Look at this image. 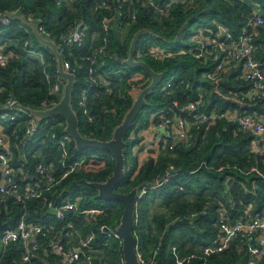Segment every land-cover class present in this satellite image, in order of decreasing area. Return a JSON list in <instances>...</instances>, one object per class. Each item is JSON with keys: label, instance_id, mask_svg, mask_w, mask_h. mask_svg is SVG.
Returning a JSON list of instances; mask_svg holds the SVG:
<instances>
[{"label": "trees", "instance_id": "obj_1", "mask_svg": "<svg viewBox=\"0 0 264 264\" xmlns=\"http://www.w3.org/2000/svg\"><path fill=\"white\" fill-rule=\"evenodd\" d=\"M18 8L20 14L38 21L41 30L50 31L57 42L63 33L73 30L79 22H85L87 36L84 44L65 43L62 53L76 74L72 106L78 114V127L84 136L109 140L137 95L151 82V76L144 68L130 67L119 61L128 56L132 38L139 29H149L153 34L140 36L136 53L141 48L148 50L152 44L175 51L187 49L194 44L191 41L193 33L201 27L223 25L237 37L244 30L252 32L254 27L248 25V18L256 8L264 14V0H182L175 5L170 16L161 18L150 4L144 6L136 0L134 4L125 2L127 12L131 14L128 19L135 17L134 21L124 20L123 25H130L125 38L120 31L123 25L117 27L112 24L108 32L104 31L102 19L105 15H112L115 7H108L101 0H0V12ZM20 20L13 17L9 24L0 23V48L11 55L7 63L0 64V113L4 111L3 101L9 92H13L23 105L33 109L39 108L42 101L54 98L46 81L45 68L53 80L61 82L63 93L65 81L58 73L56 55L36 38L24 21L26 25L21 27ZM255 31L256 58L264 63V25L257 26ZM104 36L108 37L109 44L103 55L98 54V62L92 64L86 56L97 52ZM138 59L147 61L156 71H165V76L146 94V104L125 135L126 170L115 190L128 193L135 186L139 190L146 188L138 197L134 229L138 237V252L143 258L152 259L157 264H201L204 248L220 240V209L225 208L230 218L236 219L249 204L254 210L263 208L264 180L245 171L257 164L264 173V153L255 148L256 136L252 132L242 131L235 122L219 120L211 126L193 127L191 144L180 141L173 150L163 148L156 158L151 156L139 166L134 148L143 140L140 132L150 126L157 113L168 107L192 119L193 111L183 110L182 106L200 98L202 102L198 104V111L237 109L254 112L263 105L252 103L243 106L239 102L240 92L250 86L241 78L240 66L229 73H221L220 81L215 83L205 74L216 63H204L190 53L162 62L148 55ZM93 67L108 83L99 82L91 86L87 92L86 114L79 100L82 90L89 87L90 69ZM168 82L171 86L163 88ZM17 121L21 122L17 126L5 123V132L10 136L15 128L23 133L24 118ZM39 121L36 134L26 145L16 147L12 139L15 165H21L33 175L34 180H38L40 176L35 167L40 161L53 163L56 176L61 178L70 165L84 160L46 192L57 204L66 200L77 202L78 209L68 211L62 220L47 219V210L40 199L32 198L28 202L30 221L54 225L50 233L40 235L48 252L41 250L29 262L23 259L24 245L21 241H12L6 246L1 242L3 230L15 225L22 204L11 198L7 208L0 205V264H60L61 255L53 252L51 244L57 236L65 239L68 246L77 244V238L68 227L70 222L83 234H94L93 264H125L122 238L116 231L125 204L115 198L99 196L98 190L90 185V182H104L113 174L116 163L113 153L100 148L77 149L72 140L63 165L62 150L52 137L66 133L65 119L56 115ZM131 134L134 137L131 138ZM169 169H173L171 177L152 187ZM229 177L234 180L229 181ZM25 183L22 182V186ZM155 207L160 210L156 211ZM205 208L207 213L203 212ZM91 209L103 211L87 215L80 212ZM252 257L246 241L237 238L224 251L210 256L206 264H249ZM78 264H85V258H81ZM254 264H264V257Z\"/></svg>", "mask_w": 264, "mask_h": 264}, {"label": "built area", "instance_id": "obj_2", "mask_svg": "<svg viewBox=\"0 0 264 264\" xmlns=\"http://www.w3.org/2000/svg\"><path fill=\"white\" fill-rule=\"evenodd\" d=\"M101 1L107 4L108 7H115L112 15H105L102 19L105 32L109 31L112 24H115L117 27L123 25L124 20H127L131 16L125 8V2H129L130 4H134L135 2V0ZM136 1L141 2L144 6L150 4L154 13L161 18L170 16L175 5L179 4L182 0ZM18 14H20L19 8L10 12H0V23L9 24L13 17ZM27 18L29 21L38 23L33 17L28 16ZM134 20L135 17L133 16L127 22ZM25 25L20 20V26L24 27ZM248 25L254 27V30L252 32L244 30L238 37L234 36L223 25H218L217 28L201 27L197 32L193 33L191 41L194 44L187 49L175 51L165 46L152 44L148 50L141 48L137 51L135 56L138 58L142 55H148L154 60L161 62L176 55L190 53L203 60L204 63H216L214 68L205 74L215 83L220 81L221 73H228L224 71L227 65L236 64L237 67H241V78L250 84L246 91L240 92L239 102L243 106H246V104L250 106L252 103H261L263 105L260 110H255L254 112L247 110L242 112L237 109L198 111V104L202 102L200 98L198 101H188L182 106L183 110L193 111V116L190 120L179 115L173 107H168L166 108L167 110H162L157 113L150 126L140 132V136L143 138L141 145H144L151 152V156L156 158L163 148L173 150L180 141L191 144V129L193 127L211 126L219 120L235 122L242 131L252 132L256 136L255 148L259 150V153H264V63L256 58V45L253 41L257 33L255 28L264 25V14L261 9L256 8L253 11L248 18ZM39 30L46 38H53L50 31L43 28L42 30L39 28ZM86 36L87 25L84 21H81L73 30L63 33L60 37V42L56 41L59 51L63 53L65 43H76L79 46L83 45ZM108 44L109 39L107 36H104L103 44L98 48L97 52L92 55H87L86 59L90 60L92 64L98 62V54L103 55ZM10 56V53L0 48V64L7 63ZM64 66L65 69L71 72L74 71L71 64L66 60H64ZM44 72L46 81L50 84V94L54 98L42 101L40 107L37 109H45L53 106L62 96L61 82L59 80H53V76L46 71V68ZM99 82L108 83L103 76L99 75L97 69L93 67L90 69L89 87L82 90L79 100V104L83 107V111L86 114L88 113L86 107L87 92L91 86ZM170 86L171 82H168L163 88L168 89ZM175 105H178V103L175 102ZM3 109L4 111L0 113V205L7 208L9 199L13 198L14 201L22 204L23 208L15 225L6 227L3 230L1 242L3 246H6L12 241H21L24 245L23 259L32 262V259L36 258L41 250H44L45 253L48 252V248L42 245L40 235L50 233L54 229V225H49L46 222L30 221L28 219L30 213L28 202L32 198H38L42 201L43 208L46 210L55 208V215L48 214L47 211V219L58 218L62 220L66 217L68 211H77V202L66 200L65 202L57 204L46 195V192L52 190L62 178L67 176L68 173L73 171L84 160L70 165L61 178L56 176V168L53 163L49 164L40 161L35 167L40 178L34 180L33 175L28 170L24 169L21 165H15L16 159L12 139L16 147L21 148L26 145L28 140L36 134L41 121L33 114V108L23 105L13 92H9L3 101ZM156 116L159 118H156ZM19 118H24L25 121L23 133L20 134L18 129L15 128L10 136L5 132V123L9 122L11 126H17L21 123L17 121ZM132 137H134V134L131 135ZM52 138L54 143L62 150V163L64 165L68 157V144L73 139L67 132L59 137L54 134ZM18 160L20 159L18 158ZM171 171L173 169H169L163 178L157 180V183L152 187H157L163 180H168L172 175ZM245 173H255L264 180V173L259 169L257 164L251 166ZM230 180L234 179L229 177ZM22 182H26L25 185L22 186ZM145 189L144 187L139 190L138 197L142 196ZM100 211L103 210L91 209L80 212L87 215L88 213L93 214ZM203 212L207 213L208 210L205 208ZM218 220L220 225V240L218 243L208 245L204 248L201 264H206L210 256L221 253L230 245L232 240L237 238L245 240L249 247L253 256L249 264H254L257 260L264 257V206L262 209L254 210L253 205L249 204L243 214L236 219H231L225 208L220 209ZM68 227L72 229L71 234L77 238V244L72 243L68 246L67 242L64 243L65 239L63 240L62 237L58 236L51 244L53 252L61 255L62 260L60 264H78L83 257L85 258V264H93L94 234H83L81 229L75 227L72 222L68 223ZM138 254L141 264H154L152 259H145L141 253L138 252Z\"/></svg>", "mask_w": 264, "mask_h": 264}, {"label": "water", "instance_id": "obj_3", "mask_svg": "<svg viewBox=\"0 0 264 264\" xmlns=\"http://www.w3.org/2000/svg\"><path fill=\"white\" fill-rule=\"evenodd\" d=\"M15 17L21 19L29 25L36 38L53 51L57 57L58 73L65 81L60 100L53 106L45 109H32L33 114L38 120H47L56 115H61L65 119V131L72 137L77 149L100 148L110 150L113 153L116 161L113 174L104 182H90V185L94 186L98 190L99 196L104 198H115L125 204L119 225L116 228V231L122 238L124 263L141 264L138 254V237L134 230L139 187H133L128 193L117 192L115 187L123 179L126 170L125 135L130 130L142 107L146 104V94L158 86L165 76V71H156L147 61L138 59L135 56L140 36L143 34H153V32L146 28L139 29L132 38L128 56L126 58L119 59L120 62L126 64L127 66L144 68L151 76V82L137 95L132 106L125 114L124 119L115 127L111 139L100 140L95 137L84 136L79 130L78 114L72 106V89L76 81V74L65 69L64 58L62 53L59 51L56 40L53 38H46L40 32L38 23L29 21L24 13L16 15ZM47 211L48 214H56L55 208H49Z\"/></svg>", "mask_w": 264, "mask_h": 264}, {"label": "crops", "instance_id": "obj_4", "mask_svg": "<svg viewBox=\"0 0 264 264\" xmlns=\"http://www.w3.org/2000/svg\"><path fill=\"white\" fill-rule=\"evenodd\" d=\"M234 67H237V65L236 64L227 65L224 71L229 73L233 70ZM134 153L135 155H137L139 166H142L151 156V152L148 149H146L144 145L141 144L135 146Z\"/></svg>", "mask_w": 264, "mask_h": 264}, {"label": "rangeland", "instance_id": "obj_5", "mask_svg": "<svg viewBox=\"0 0 264 264\" xmlns=\"http://www.w3.org/2000/svg\"><path fill=\"white\" fill-rule=\"evenodd\" d=\"M129 27H130V25H123V27L121 28V35H122V37H126L127 35H128V32H129ZM194 28H196V26H193V29ZM167 48V47H166ZM156 206H158V205H156ZM158 207H160V206H158ZM158 207H155V210L156 211H159L160 210V208L158 209Z\"/></svg>", "mask_w": 264, "mask_h": 264}]
</instances>
